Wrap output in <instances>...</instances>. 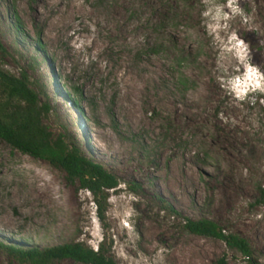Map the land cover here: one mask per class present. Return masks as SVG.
Listing matches in <instances>:
<instances>
[{
	"label": "rangeland",
	"instance_id": "rangeland-1",
	"mask_svg": "<svg viewBox=\"0 0 264 264\" xmlns=\"http://www.w3.org/2000/svg\"><path fill=\"white\" fill-rule=\"evenodd\" d=\"M0 40L1 67L48 104L51 136L119 180L98 219L78 181L0 139L1 242L104 237L120 264H264V0H0ZM0 264L30 262L0 246Z\"/></svg>",
	"mask_w": 264,
	"mask_h": 264
},
{
	"label": "trees",
	"instance_id": "trees-1",
	"mask_svg": "<svg viewBox=\"0 0 264 264\" xmlns=\"http://www.w3.org/2000/svg\"><path fill=\"white\" fill-rule=\"evenodd\" d=\"M0 50H4L1 40ZM40 107L48 110V104L39 105V93L30 86L26 74H11L0 65V139L13 148L62 168L69 182L78 181L81 188L92 194L96 215L98 219H103L107 191L118 185V177L102 164L87 157L80 146L68 141L65 135L52 137L40 122ZM185 227L197 234L219 237L248 258L252 254L244 237L223 233L222 229L209 219L186 218ZM0 246L28 260L30 264H52L62 258L87 264H120L107 253L104 237L98 241L95 249L83 241L28 248L0 241ZM249 262L258 264L251 259Z\"/></svg>",
	"mask_w": 264,
	"mask_h": 264
},
{
	"label": "bare ground",
	"instance_id": "bare-ground-1",
	"mask_svg": "<svg viewBox=\"0 0 264 264\" xmlns=\"http://www.w3.org/2000/svg\"><path fill=\"white\" fill-rule=\"evenodd\" d=\"M179 112H181V111H179ZM34 177L38 181V184H37L38 186L37 185L36 186L39 188V191H38L37 194H39V196L42 197V198L52 199L53 195H52V192H51V189H50L51 186L49 187V185L47 183H40L39 184L41 176H39L38 174H36Z\"/></svg>",
	"mask_w": 264,
	"mask_h": 264
}]
</instances>
